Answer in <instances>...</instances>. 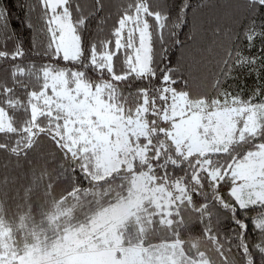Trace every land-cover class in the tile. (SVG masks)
Returning a JSON list of instances; mask_svg holds the SVG:
<instances>
[{
    "label": "trees",
    "instance_id": "1",
    "mask_svg": "<svg viewBox=\"0 0 264 264\" xmlns=\"http://www.w3.org/2000/svg\"><path fill=\"white\" fill-rule=\"evenodd\" d=\"M122 3L124 0H104L109 29ZM192 3L200 5L197 17L201 40L195 50L184 55L177 52L188 85L175 93L189 100H204L209 110L221 108L229 99L237 106L264 104V95L259 94L264 89V77L258 71L250 75L237 65L225 77V65L220 63L227 56L225 49L231 47L227 34L234 26L235 9L230 6L237 0H203L209 7H203L201 0ZM11 6L13 20L22 26L24 19L16 0ZM93 31L100 29L93 26ZM89 76L97 79L95 73ZM221 79L223 87H217ZM144 86L146 81L136 82L130 89L121 88L111 101L124 117H132L144 107L148 133L136 140L144 150L137 147L130 162L122 163L110 175L96 168L92 151L69 146L63 122L58 129L39 137L27 157L17 161L0 154V233L6 231L0 240L11 242L9 249L20 255L34 242L55 239L66 229L85 222L95 211L125 199L131 183L140 176L148 179V187H177L176 192L169 189L173 194L170 223L159 222L163 215H151L153 207L146 205L138 220L141 228L134 220L124 225L122 245L177 242L191 261L264 264V202L240 206L228 176V168L264 144V118L253 132L234 139L223 151L185 155L169 139V121L162 118L166 94L143 92L140 89ZM205 161L206 168H202ZM210 172L219 175L212 178ZM145 214L151 216V222Z\"/></svg>",
    "mask_w": 264,
    "mask_h": 264
},
{
    "label": "snow or ice",
    "instance_id": "2",
    "mask_svg": "<svg viewBox=\"0 0 264 264\" xmlns=\"http://www.w3.org/2000/svg\"><path fill=\"white\" fill-rule=\"evenodd\" d=\"M11 4L0 0V154L9 159L27 157L39 137L111 102L121 88L146 81L141 91L167 94L188 85L176 56L201 40L192 0H124L110 29L104 0H16L22 26ZM230 7L225 77L237 65L264 77V0Z\"/></svg>",
    "mask_w": 264,
    "mask_h": 264
},
{
    "label": "rangeland",
    "instance_id": "3",
    "mask_svg": "<svg viewBox=\"0 0 264 264\" xmlns=\"http://www.w3.org/2000/svg\"><path fill=\"white\" fill-rule=\"evenodd\" d=\"M165 98L162 118L169 121L167 134L177 151L185 155L223 151L234 139L253 132L264 118V104L237 106L229 99L221 108L209 110L204 100H189L181 93L170 91ZM144 114L141 107L134 116L124 117L112 102L105 101L70 123H63L64 139L72 149L92 151L96 168L110 175L122 163L128 164L133 151L140 148L137 138L148 133ZM205 163H201L202 168H206ZM228 169L233 181L231 191L240 206L264 202V144ZM210 173L212 178L219 175ZM148 185V179L136 177L125 199L95 211L85 222L66 229L55 239L34 242L20 255L9 249L11 242L0 240V264H207L187 259L177 242L156 246L121 244L126 222L134 220L141 228L138 220L146 205L153 207L151 215H163L159 222L170 223L171 190L176 192L177 187ZM174 196L178 198L176 193ZM144 216L151 222L149 214ZM2 233L6 231H1L0 238Z\"/></svg>",
    "mask_w": 264,
    "mask_h": 264
}]
</instances>
